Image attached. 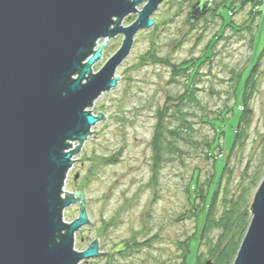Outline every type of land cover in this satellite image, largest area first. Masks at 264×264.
<instances>
[{
    "label": "rangeland",
    "instance_id": "374dc122",
    "mask_svg": "<svg viewBox=\"0 0 264 264\" xmlns=\"http://www.w3.org/2000/svg\"><path fill=\"white\" fill-rule=\"evenodd\" d=\"M196 1L163 0L151 15L154 24L135 32L133 47L116 69L115 75H122L116 86L89 106L92 114L105 111V116L71 157L63 188L69 193L84 187L86 196L90 220L75 232L74 248L98 240L99 256L80 264H185L191 236L187 264H214L229 240L238 245L232 264L245 238L253 194L264 179V0H249L240 9L235 0L224 8V16L232 7L237 11L228 19L211 11L198 21L190 18ZM208 2L213 8L224 0ZM251 15L255 19L248 29ZM134 18L137 13L127 15L120 26ZM229 21L234 27L224 24ZM105 40L97 42L105 44L93 71L120 49L123 35ZM256 60L258 69L247 83V91L253 90L251 120L245 138L230 149L239 90ZM184 61H193L191 67L178 71ZM187 84L194 98L179 105ZM182 125L178 138L169 134ZM160 128L164 143L173 146L158 153ZM214 191L212 218L232 208L247 216L239 221L233 215L227 228H210L199 239L205 213L194 219L192 210L202 207L201 192L213 197ZM79 212L80 200L62 215L72 221Z\"/></svg>",
    "mask_w": 264,
    "mask_h": 264
},
{
    "label": "water",
    "instance_id": "95a60500",
    "mask_svg": "<svg viewBox=\"0 0 264 264\" xmlns=\"http://www.w3.org/2000/svg\"><path fill=\"white\" fill-rule=\"evenodd\" d=\"M162 1L0 0V264H80L99 256L97 236L88 247L73 246L90 219L84 187L68 193L64 182L71 157L105 116L89 106L116 86L135 32L154 24ZM131 13L137 18L120 26ZM119 33L120 49L93 71L105 44L97 42ZM253 195L232 264H264V179ZM78 200V216L64 219Z\"/></svg>",
    "mask_w": 264,
    "mask_h": 264
},
{
    "label": "trees",
    "instance_id": "16d2710c",
    "mask_svg": "<svg viewBox=\"0 0 264 264\" xmlns=\"http://www.w3.org/2000/svg\"><path fill=\"white\" fill-rule=\"evenodd\" d=\"M208 1L209 0H201V1L199 0V1L194 2L192 4V6L190 7V18L198 21L199 19L205 18V16L208 15V13H210L211 11H214L215 15L217 14V16H219L222 20H225L226 18L228 19L229 16L233 15V13L237 12L232 7L230 9V11L228 12L229 15L225 14V16H224V14H223V11L226 12V9L228 7L230 8L232 3L235 0H224V2H221V4L223 3L222 6L219 5V7L215 6L213 8L211 6H209V2ZM248 1L249 0H240V4H239V6H237L238 9L244 7V5H246ZM252 1H253L254 4L259 2V1L254 2L255 0H252ZM224 3H225V5H224ZM226 6H227V8L224 9ZM220 8H221V12L220 13H216V11L218 9H220ZM249 17H250V20L248 22L249 25H246L247 26L246 28H248V29L250 28V25L252 24L253 19H255L254 18L255 16H253V15H251ZM224 24H228L229 26L234 27L232 22H230V21L229 22H225ZM262 52H263V50L260 52L259 55H262ZM192 62L193 61H186V62L184 61L183 64H180L178 66V71L179 70L187 71L191 67ZM258 65H259L258 60H256V62L254 64H252V67L250 68V71L248 72L247 76H245V78H244L245 80L243 81L242 88L239 90L240 91V98H239L240 102L237 105V107H238L237 110L239 112V117H238L236 129L234 131V140L231 143L232 147L230 149H232L235 146V143L237 141L239 142V141L243 140L245 138V136H246L245 129H246V127L249 126V123H250V120H251L250 115H251V112H252L251 108L249 106V100H250V98H252L251 97V93L253 92L252 89L250 91L249 90L247 91V88H248L247 83L249 82L250 79H252L254 72L257 71ZM193 77H194V75H193ZM191 85H189V84L186 85L185 91L180 96L179 105H182L183 103H186V101L191 100V99L194 98L192 88L190 87ZM236 91H238V89H236ZM231 110H232V107L230 108V111ZM159 123H160V121H159ZM183 128H184L183 125L180 126L179 128L176 127L174 130L169 131V134L171 136H175V137L178 138L179 137L178 135H180V133H181L179 130H182ZM165 140H166L165 134L163 133V130L160 128V130L157 131L156 134H155L156 147H157V151H159L158 153H161L162 150H167L166 147H168V146H169L168 148H170V149L173 146V143L171 141H168V140H167V143L165 144L164 143ZM218 148H219V146H218ZM221 148L222 147H220L218 150L221 151L222 150ZM168 152L170 153L171 151H168ZM171 153H173V152H171ZM217 159L218 158H216L214 156L213 160L216 161ZM227 162L228 161L225 160L224 163L222 164V168L220 169V173L223 174V173H225L227 171V166H226ZM221 178H222V176L220 177V179ZM218 184L220 186V184H221L220 181H219ZM211 187H212V185H211ZM217 193H218L217 191H214V196L210 197V195H209L210 193L208 194V192L207 193H202L201 192L199 197L201 198V200L203 202L202 207H200V208L196 207V206L193 207L192 216L195 217L194 219L198 218V216H199L198 213H200L201 211L205 213L204 214V219H203V222H202V225H201V228H200V232H199V239H203V236L206 234V232H208V230L210 228H213V227L222 228V229L227 228L228 225H229V223L227 221L233 215H235L234 216L235 220H239V221H242V219L245 216H247V214H245L247 211L241 210L240 208H237V209L236 208H232L231 210H227L226 212H224V214H223L224 217L221 216L218 219L212 218L213 217V208H214L212 203L215 201ZM209 198H211V202L210 203H208V201H209L208 199ZM207 203H208V206H207ZM205 204H206V207H205ZM238 204H239V202H238ZM207 219H208V222H207ZM191 240H192V236H191V238H188V240H187V250H186L187 253L190 252L189 251L190 250L189 246H190V241ZM221 244H222V240L219 241V244L217 245V249L216 250H218V247L221 246ZM237 247H238V245H234V241L231 244V242L229 240L226 243V245L223 246L222 249L219 250L218 253L216 254V257L214 259L215 260L214 264H230L232 258L234 257V254L236 252ZM187 253H186L185 257L183 258L184 261H185V264L188 263L187 262ZM196 264H198V263H196Z\"/></svg>",
    "mask_w": 264,
    "mask_h": 264
}]
</instances>
